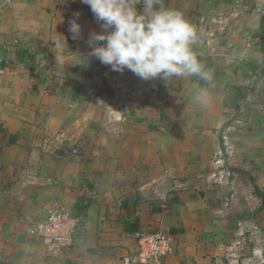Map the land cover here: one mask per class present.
<instances>
[{"label":"crops","instance_id":"crops-1","mask_svg":"<svg viewBox=\"0 0 264 264\" xmlns=\"http://www.w3.org/2000/svg\"><path fill=\"white\" fill-rule=\"evenodd\" d=\"M163 3L220 79L104 70L87 56L101 29L81 0L0 8V264H157L124 259L157 230L173 246L158 264H264V0ZM55 201L80 227L51 255L27 228Z\"/></svg>","mask_w":264,"mask_h":264},{"label":"clouds","instance_id":"clouds-1","mask_svg":"<svg viewBox=\"0 0 264 264\" xmlns=\"http://www.w3.org/2000/svg\"><path fill=\"white\" fill-rule=\"evenodd\" d=\"M81 2L89 6L101 29L90 33L87 56L97 58L112 71L122 74L128 70L144 81L190 77L212 80V71L193 49L198 42L193 25L182 12L165 7L163 0ZM74 15L78 17L79 13ZM68 30L73 40L81 37L76 19L69 20ZM195 100L207 104L208 90L198 88Z\"/></svg>","mask_w":264,"mask_h":264},{"label":"built area","instance_id":"built-area-1","mask_svg":"<svg viewBox=\"0 0 264 264\" xmlns=\"http://www.w3.org/2000/svg\"><path fill=\"white\" fill-rule=\"evenodd\" d=\"M10 2L11 0H2L0 8L6 7ZM98 63L104 70L110 69L99 60ZM79 227L80 218L55 201L48 206L43 219L29 222L27 234L40 238L49 254L58 255L74 244V237ZM171 253L173 246L170 233L157 230L139 235L136 253L124 259L127 263L153 261L158 264L163 257Z\"/></svg>","mask_w":264,"mask_h":264},{"label":"trees","instance_id":"trees-1","mask_svg":"<svg viewBox=\"0 0 264 264\" xmlns=\"http://www.w3.org/2000/svg\"><path fill=\"white\" fill-rule=\"evenodd\" d=\"M260 30H264V17H262L261 18V21H260ZM35 57H36V54L35 53L30 54L29 55L30 61L34 62L35 61ZM198 57L201 60V62L205 65V67L207 69H210L212 71V80L210 82L215 81V80H218V79L221 78L222 71H220L219 69L216 68V66L214 65L211 57H209L207 55H198ZM188 79L198 81L199 84L202 87H205V86H207L210 83V82H205L203 80H199L197 77H190Z\"/></svg>","mask_w":264,"mask_h":264},{"label":"rangeland","instance_id":"rangeland-1","mask_svg":"<svg viewBox=\"0 0 264 264\" xmlns=\"http://www.w3.org/2000/svg\"><path fill=\"white\" fill-rule=\"evenodd\" d=\"M247 255V257L246 256H242V255H240L239 257L242 259V258H249V259H253L254 257L251 255V254H246ZM239 262H241V261H239Z\"/></svg>","mask_w":264,"mask_h":264}]
</instances>
